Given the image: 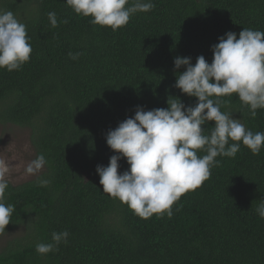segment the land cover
Segmentation results:
<instances>
[{
	"label": "trees",
	"instance_id": "1",
	"mask_svg": "<svg viewBox=\"0 0 264 264\" xmlns=\"http://www.w3.org/2000/svg\"><path fill=\"white\" fill-rule=\"evenodd\" d=\"M3 124L0 264H264V0H0Z\"/></svg>",
	"mask_w": 264,
	"mask_h": 264
},
{
	"label": "rangeland",
	"instance_id": "2",
	"mask_svg": "<svg viewBox=\"0 0 264 264\" xmlns=\"http://www.w3.org/2000/svg\"><path fill=\"white\" fill-rule=\"evenodd\" d=\"M236 126L239 124L236 122ZM31 141V130L14 124L0 127V186L3 182L21 185L40 176L45 165L36 159ZM19 230L4 233L0 237V251Z\"/></svg>",
	"mask_w": 264,
	"mask_h": 264
}]
</instances>
